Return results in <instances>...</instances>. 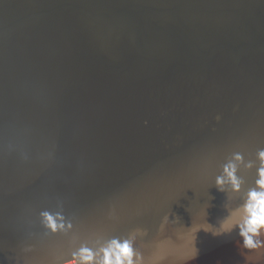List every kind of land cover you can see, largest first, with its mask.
Segmentation results:
<instances>
[{"label": "water", "instance_id": "95a60500", "mask_svg": "<svg viewBox=\"0 0 264 264\" xmlns=\"http://www.w3.org/2000/svg\"><path fill=\"white\" fill-rule=\"evenodd\" d=\"M261 146L264 0H0V264H44L21 247L57 198L155 264H264L196 232L227 215L226 156Z\"/></svg>", "mask_w": 264, "mask_h": 264}, {"label": "clouds", "instance_id": "9594fccd", "mask_svg": "<svg viewBox=\"0 0 264 264\" xmlns=\"http://www.w3.org/2000/svg\"><path fill=\"white\" fill-rule=\"evenodd\" d=\"M221 119L220 115L216 120ZM8 151L17 152L23 162H28L31 153L26 146L9 144ZM212 185L225 195L227 215L218 221V226L204 223L198 227L211 232L214 236L239 237L238 247L246 252L245 260L252 262L264 260L259 254L264 253V146L247 151L237 147L231 151L220 165ZM34 220L29 222L28 240L21 252L25 255L36 253L39 245H50L49 258L44 264H155L146 260L138 247V237L145 233L135 229L127 234H107L99 230L82 232L74 216L68 214L65 203L57 198L54 204L32 209ZM206 216V211H205ZM110 219L114 216L110 215ZM197 250L194 247L193 255Z\"/></svg>", "mask_w": 264, "mask_h": 264}]
</instances>
